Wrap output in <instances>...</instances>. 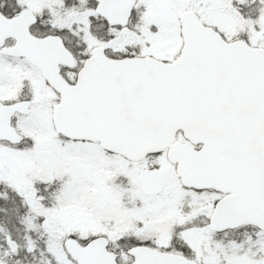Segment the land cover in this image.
I'll return each mask as SVG.
<instances>
[{
    "label": "snow or ice",
    "instance_id": "snow-or-ice-1",
    "mask_svg": "<svg viewBox=\"0 0 264 264\" xmlns=\"http://www.w3.org/2000/svg\"><path fill=\"white\" fill-rule=\"evenodd\" d=\"M0 264H264V0H0Z\"/></svg>",
    "mask_w": 264,
    "mask_h": 264
}]
</instances>
